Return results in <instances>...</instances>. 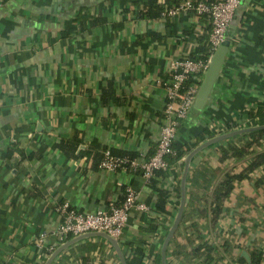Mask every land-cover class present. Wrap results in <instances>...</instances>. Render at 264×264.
<instances>
[{
	"label": "crops",
	"instance_id": "0c3cea01",
	"mask_svg": "<svg viewBox=\"0 0 264 264\" xmlns=\"http://www.w3.org/2000/svg\"><path fill=\"white\" fill-rule=\"evenodd\" d=\"M181 1L156 3L163 12ZM144 3L0 0V264H45L62 244L51 237L43 248L35 242L60 223L57 206L67 203L79 213L107 210L123 202L127 186L150 209L130 212L119 247L126 258L142 245L149 253L143 264H161V245L179 207L185 157L169 162L149 184L138 173L103 171L97 159L106 149L120 157L151 156L164 122L163 84L180 60H198L206 51L209 58L211 24L191 12L145 17ZM263 35L264 0H241L213 87L199 108L196 94L174 144L185 149L198 138H205L200 145L208 136L228 133L226 127L232 132L261 125L249 113L264 102ZM204 74L197 77L198 90ZM243 135L192 158L183 221L168 244L167 264L197 261L177 257L174 246L188 254L195 246L211 245L213 255L223 257L216 264H234L243 252L264 257V164L234 182L211 223L218 183L227 174L244 173L264 152L262 138L243 157L221 160L222 150L249 142ZM158 190L166 194L164 204ZM149 222L155 232L146 230ZM49 244L55 245L51 252ZM51 264L120 262L107 240L91 237L63 250Z\"/></svg>",
	"mask_w": 264,
	"mask_h": 264
},
{
	"label": "built area",
	"instance_id": "2783aa9c",
	"mask_svg": "<svg viewBox=\"0 0 264 264\" xmlns=\"http://www.w3.org/2000/svg\"><path fill=\"white\" fill-rule=\"evenodd\" d=\"M241 0H183L176 5L165 7L161 15L175 16L191 12L197 17H208L211 24L209 34L210 56L205 60L184 59L176 63L168 81L164 82L165 108L164 122L159 140L151 156H115L109 149L102 152L98 166L106 172L138 173L145 184H149L157 172L169 168L167 157L174 154L172 143L177 134L181 120L186 118L197 94V77L206 72L209 61L217 48L225 39L227 28L233 19ZM264 43V35H263ZM137 192L130 186L125 189V198L120 205L110 204L107 210L95 213H79L71 209L67 203L57 206L61 217L60 223L49 234L42 232L36 246L43 248L49 237L57 244H63L69 237L74 238L86 233L100 232L118 240L123 235L131 211L148 212L149 206L139 202ZM55 245L49 244L47 250L53 251Z\"/></svg>",
	"mask_w": 264,
	"mask_h": 264
},
{
	"label": "trees",
	"instance_id": "16d2710c",
	"mask_svg": "<svg viewBox=\"0 0 264 264\" xmlns=\"http://www.w3.org/2000/svg\"><path fill=\"white\" fill-rule=\"evenodd\" d=\"M144 6L146 7V12L143 14L145 17H158L161 14V8L160 6L156 3V0H144ZM205 2H210V0H203ZM154 12V13H153ZM208 51L198 60H205L208 58ZM250 119H258L259 123L261 125H264V102H261L258 104L257 108L255 111L249 113ZM231 127H226L223 128V132H229L231 131ZM212 138L211 136H208ZM242 137L244 138H249V142L244 144L241 148L237 149H232L228 148V153L225 151H221V160H224L228 157H234V158H240L246 155L247 152L251 147L258 145L261 141L262 138H264V130H259V131H254L250 132L248 134H244ZM205 138H198L196 143L192 147H186L185 149L179 147L178 145L172 143V150L174 152L173 155L167 157V162L174 161L177 162L181 160L183 157H185L196 145L204 141ZM252 152V150H251ZM113 154V153H112ZM114 155V154H113ZM95 158V154L93 155ZM102 159V153L99 155L97 159V163L99 164L100 160ZM264 164V152L258 153L250 165L247 167L244 173H241L236 176H230V175H225L224 179L218 183L217 187L212 193V198H213V204L211 208V223L215 224L216 221L218 220L219 216L222 213L223 209V202L225 199L229 197L233 190V184L234 182H240L243 178L248 176V173L252 172L255 168L261 166ZM183 166V163H181V167ZM178 195H179V189H178ZM158 195H159V202L161 204H164V199L166 194L162 192L161 190H158ZM183 221V217H182ZM147 231L148 232H155L157 227L156 225H153L151 222L147 223ZM71 239L69 237L67 240ZM226 252L228 249H224ZM214 249L212 248L211 245L208 244H202L195 246L190 250L188 254H185L181 248H177L174 246V250L172 251L173 254H175L177 257L180 255L183 257H187L190 259V261L197 260L194 264H216L218 260H221L223 257L218 256L215 257L213 255ZM149 258V253L146 252L144 247L142 245L137 246V248L133 251L132 254H129L126 256V264H143V262ZM264 257L262 256L261 253L259 252H253L250 254V261L246 262V260L242 256H238L235 258L234 264H263ZM159 262V261H158Z\"/></svg>",
	"mask_w": 264,
	"mask_h": 264
},
{
	"label": "water",
	"instance_id": "95a60500",
	"mask_svg": "<svg viewBox=\"0 0 264 264\" xmlns=\"http://www.w3.org/2000/svg\"><path fill=\"white\" fill-rule=\"evenodd\" d=\"M228 46H229V41L224 40L221 43V45L217 48V50L214 52L212 57L210 58L209 66H208V68L204 74L203 81H202L200 88L198 90V93H197V97H196V101H195V107L196 108L202 107L204 105V103L207 99V96L209 95V93L213 87V84L217 78V75L220 71L221 65L223 63L225 54H226L227 49H228ZM259 130H264V125L253 126V127L239 129V130H235V131L228 132L225 134H221L219 136L213 137V138L203 142L202 144L198 145L197 147H195L191 152H189L185 156V158L183 159L184 166H183L182 176L180 179L179 207H178L176 215L173 219V222H172V224H171V226H170V228H169V230H168V232L164 238V241L161 245V249H160V262H161V264H167V262H166V250H167L168 244L170 242V239L172 238L175 230L177 229V227L180 224L181 219H182V215H183V211H184V207H185V197H186V195H185V183H186V177H187V173H188V169H189V164H190L192 158L213 144L219 143L221 141L227 140V139L235 137V136L248 134L250 132L259 131ZM91 237H101V238H104L105 240H107L110 243V245L113 247L120 264H126L125 257L123 255V252L121 251V248L119 247L118 241L116 239L108 236L107 234L100 233V232L86 233V234H83L81 236L72 238L71 240L67 241L66 243L60 245L50 255V257L47 259L45 264H51L52 261L55 259V257L59 253H61L63 250L67 249L68 247L72 246L73 244H75V243H77L83 239L91 238ZM242 257H244L246 262L250 261L249 256L245 252L242 253Z\"/></svg>",
	"mask_w": 264,
	"mask_h": 264
}]
</instances>
